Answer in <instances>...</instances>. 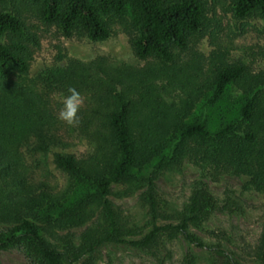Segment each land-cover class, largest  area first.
Instances as JSON below:
<instances>
[{
    "label": "trees",
    "instance_id": "trees-1",
    "mask_svg": "<svg viewBox=\"0 0 264 264\" xmlns=\"http://www.w3.org/2000/svg\"><path fill=\"white\" fill-rule=\"evenodd\" d=\"M36 5L40 18L54 22L63 34L77 30L90 39L109 34L106 18L127 16L134 55L156 60L135 67L105 55L88 60L67 57L62 64L42 69L46 89L68 95V88L74 87L85 97L76 127L91 139L93 150L84 158L53 152L54 164L89 188L69 201L48 191L36 193L11 172L19 165L18 147L30 140L34 150L44 152L60 141L51 131L55 119L41 94L5 76L11 69L26 71L29 50L26 27L17 12L0 10V222L7 225L0 231V248L20 244L32 264H92L103 243L148 248L160 232L173 231L207 249L219 264H240L191 228L212 212L231 211L237 205L229 191L219 200L210 190V179L229 175L241 180V192H264V67L252 75L239 63L214 67L208 103L219 99L230 84L242 87L245 98L233 120L211 130L205 118L184 120L191 101L167 103L160 84L168 72L166 62L172 59L171 47L183 46L202 25V0H37ZM233 10L237 16L257 10L264 19V0H234ZM177 74L179 82L190 79L186 72L182 78ZM182 159L194 164L198 175L182 206L162 215L154 200V179L161 168L176 167ZM151 163L153 170L144 176ZM112 183L147 186V232L140 235L115 215L109 200ZM97 207L101 220L86 226L77 240L71 233L58 243L42 236L47 228L84 224ZM160 216L168 220L156 223ZM259 241L256 264H264L263 232Z\"/></svg>",
    "mask_w": 264,
    "mask_h": 264
},
{
    "label": "rangeland",
    "instance_id": "rangeland-1",
    "mask_svg": "<svg viewBox=\"0 0 264 264\" xmlns=\"http://www.w3.org/2000/svg\"><path fill=\"white\" fill-rule=\"evenodd\" d=\"M202 1V25L187 36L183 46L171 47L172 59L166 62L168 74L163 76L160 84L167 103L177 104L180 99L191 101L192 106L188 108L184 120L205 118L206 125L212 130L233 120L240 102L245 98L242 87L230 84L219 99L208 103L207 99L212 94V70L223 63H239L248 74L258 73L264 67V19L257 10L243 16L235 15L234 0ZM36 4L37 0H0V10L17 12L24 23L29 50L26 71L19 73L11 69L5 76L34 89L46 100L55 119L51 131L60 144L44 152L34 150L30 140L20 144L19 165L11 172L17 173L33 192L48 191L63 195L62 199L69 201L89 187L77 184L56 166L53 152H70L77 158H84L91 154L93 144L76 126H69L58 119L61 100L66 95L44 87L40 79L42 69L62 64L67 57L88 60L96 55H105L114 62L135 67L156 59L151 56L140 59L134 55L130 46L132 32L126 24L127 16L124 19L106 18L109 34L103 39H90L77 30L69 35L63 34L54 22L40 18ZM177 71L181 73V78L182 73L186 72L190 79L185 83L179 82ZM155 162L153 160V164ZM153 164L147 167L144 176L153 170ZM197 175V167L187 159H182L176 167L161 168L154 179V200L158 212L166 215L179 209L188 199L191 183ZM208 183L219 200L229 191L234 199L237 197V205L231 211L212 212L204 222L191 229L205 242L217 243L240 264H256L260 257V236L264 233V192H241V180L229 175H222L217 180L210 179ZM146 189V185L135 183H112L109 193L115 215L123 224L136 227L140 235L151 227L150 211L144 200ZM101 217L100 208L97 207L84 224L67 229L47 228L42 230V236L58 243L63 235L71 233L77 240V235L86 226L101 220ZM161 218L155 219L156 223L168 220ZM6 226L0 222V231ZM0 264L32 262L23 247L14 244L0 248ZM92 264H219V261L207 249L185 241L179 233L162 231L148 248L127 243H103L95 250Z\"/></svg>",
    "mask_w": 264,
    "mask_h": 264
},
{
    "label": "clouds",
    "instance_id": "clouds-1",
    "mask_svg": "<svg viewBox=\"0 0 264 264\" xmlns=\"http://www.w3.org/2000/svg\"><path fill=\"white\" fill-rule=\"evenodd\" d=\"M67 91L68 95L61 100L62 107L58 112V119L69 126H76L79 124L77 114L84 103V97L74 87H69Z\"/></svg>",
    "mask_w": 264,
    "mask_h": 264
}]
</instances>
